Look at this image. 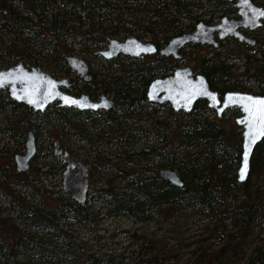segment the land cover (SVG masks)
Returning a JSON list of instances; mask_svg holds the SVG:
<instances>
[{
    "label": "trees",
    "instance_id": "16d2710c",
    "mask_svg": "<svg viewBox=\"0 0 264 264\" xmlns=\"http://www.w3.org/2000/svg\"><path fill=\"white\" fill-rule=\"evenodd\" d=\"M15 1L21 3L25 14L17 13L11 7L5 11L0 10V36L8 40L3 45L7 48L8 55V61L5 63L11 64L16 59L22 60L27 56L26 49L18 45L21 37L22 41L26 39L32 43L34 39H38L43 49L51 46L53 53L51 60L55 65L52 75L61 70L67 71L64 55L70 50L60 45L56 35L58 31H60V38L74 36L83 38L90 44L105 43L107 38L112 37L119 29H127L122 26H111L112 28L107 31L100 29L95 32L98 29L95 21L104 20L105 12L117 15V12L122 10L128 12L148 9L149 18L136 21L133 18L131 21L133 25L138 27L141 21H146V24L140 27L147 28L146 30H149L147 32L151 34L154 27L157 28L159 24H162L159 26L160 30H173L174 35L191 30L193 25L201 19L197 17L201 12L210 16L212 10L209 7L214 1L217 4L223 2L221 0H134L133 2L60 0V5L46 13L43 1L39 3L40 1L35 0L36 4L28 0ZM253 1L264 6V0ZM64 5L68 7L64 8ZM196 10L202 11L197 13ZM230 10L227 7L223 8L222 13H230ZM180 18L186 20L182 28L178 26ZM82 24L85 27L78 31L76 28L81 27ZM259 27L264 29V18ZM163 32L161 39L165 42L170 36H166V32ZM185 47L192 53L190 57L192 71L202 73L209 87L218 93L232 89L245 90L240 84V77L262 80L259 87L264 86V79L259 77L260 74H264V69L262 70L264 50L259 49L261 51L258 58L249 53L242 54V51L248 49L258 52V47L255 48L254 44L234 40V45L231 47L220 44L206 51H197L199 48L195 43L186 44ZM181 53L182 59L188 58L187 51L182 50ZM146 57V60L145 58L134 60L135 64L132 66L121 69L117 73L107 74V78L102 77L99 80L102 90L111 93L115 100H119L116 104L119 108H123L121 115L113 109L93 113L89 110H74L54 104H49L46 108H50L51 114L54 113L53 116L68 129L72 126L68 116L87 119L90 122L97 119L101 123L111 124L108 130L111 131V128H114L116 137L109 135L108 144L115 143L119 140V135L121 136L123 145H120L117 150L114 149V154L107 157L97 156L98 161L105 167H111L108 160L112 157L125 164L124 168L117 171L123 176L121 185H111L109 181L106 182V186L110 188L107 193L111 197L106 210L108 213L132 214L136 220H140L144 219V211L152 209L163 216L167 213H175L177 209L184 206L203 208L213 217L212 229L208 236L217 235L221 238V242L215 251L207 253L206 258L197 256L195 264H224L227 260L241 258L247 252L249 253L245 257L246 264H264V231L257 237L256 243L252 244V241L247 240L248 232L252 231V222L255 221L251 211L252 204L249 203L250 191L247 187V177L252 171L264 172V136L253 147L246 179L238 182L234 170L238 162L240 127L234 123V120L223 121L214 115L211 118L208 117L207 113H213V110L206 106L203 99L196 100L188 112L173 111L166 102L146 101L144 91L148 81L158 72L161 75L168 74L175 64V60L156 53ZM233 57L240 59L245 65L239 73H233L228 63H225V60ZM255 62L259 63V66L254 65ZM62 65L64 69L61 68ZM250 69L251 73H247ZM263 92L264 89L259 88L255 93ZM5 105L9 106L13 118L7 121L3 131L10 132L11 136H18L26 129L35 127L39 124V117L43 120L47 118L44 110L33 112L25 104L8 98L6 93L0 95V108ZM133 106H138V110L129 111ZM159 109L164 110V115L158 113ZM127 113H136L137 117L139 115L141 117L134 122ZM119 119L125 124L119 126L117 123H121ZM144 125L148 128L145 129ZM71 129L73 135H84L75 123ZM132 134H134L133 137ZM50 145L51 143L48 147ZM160 168L175 170L181 185L172 184L160 177L158 174ZM30 170L31 172L27 171L29 175L27 182L36 180L40 174H44L37 168L31 167ZM11 174H13L12 178L0 176V192L9 202L10 210L16 209L18 216L24 222H28L29 229L46 230L50 232L52 239H57L65 246L60 252L62 256H56L54 260L65 261L64 264H116L119 262V257L113 254L98 258L93 253L80 249L71 233L58 224V219L73 215L83 222L81 216V218L77 217L79 212H82V204L68 199L57 207L44 205L40 208L32 207L31 203L27 204V201H24L23 195H20L18 190V187L28 185L25 177L21 179L17 178L19 174L13 172ZM161 203L166 205L162 207ZM2 211L3 208L0 206V214ZM14 228L7 216H0V260L3 264H25L24 261L15 259V250L20 246L29 248L23 243L21 234L20 236L14 234ZM34 235L35 233L29 234L28 239L32 240ZM140 264L159 263L157 257H151V259H141Z\"/></svg>",
    "mask_w": 264,
    "mask_h": 264
},
{
    "label": "rangeland",
    "instance_id": "374dc122",
    "mask_svg": "<svg viewBox=\"0 0 264 264\" xmlns=\"http://www.w3.org/2000/svg\"><path fill=\"white\" fill-rule=\"evenodd\" d=\"M28 1L36 4V2H34L35 0ZM37 1H40L39 3L43 1V7L46 9V13L49 10L55 9L61 3L60 0ZM126 1L133 2L134 0ZM5 5L6 9L11 7L17 11V13L25 14L21 7V3L15 0H6ZM63 7L66 8L68 5H64ZM104 10L102 11L104 12ZM124 11L125 10L117 12V15L112 12H105L104 20L95 21V26L98 27L95 32L100 29L107 31L112 28L111 26H122L127 28V31L119 29L112 37L122 39L125 36L133 35L141 40L156 41L158 46L164 43L161 39V35L164 33L163 31L166 32V36L173 35V30H160L159 26H162V24H159L157 28L154 27L151 34L147 32L149 31L146 30L147 28L140 27L145 25L146 21H141L138 27L133 25L131 22L133 18L134 21L137 19L144 20L149 18L148 9H146V11H143V9L139 11ZM200 11L202 10H196L197 13ZM219 14L220 12L213 11L212 14L208 16V14L201 12L197 17L201 19L207 18L210 22H215L218 20ZM184 24H186V20L180 18L178 26L180 25L182 28ZM84 27L85 25L82 24L81 27L76 29L80 31ZM247 34L254 38L253 44L255 48L258 47V52L248 49L247 51H242V54L249 53L257 58L260 57V51L264 50V29L257 27ZM56 35H58L57 38L60 45L69 48V53L82 57L87 62L90 71L94 73V82L92 84L96 87L92 86L90 88L91 85H84L80 80L75 82L76 87L83 89V91L90 89L87 92L93 94L92 96L94 97H96L101 90L99 80L102 77L105 79L107 78V74L117 73L121 69L135 64L133 63V59H127L124 56L115 58L116 62H112L111 64L105 62L99 55H96V58L92 60V57L87 53H91L93 49L103 47L104 43L90 44L89 41L87 43V40L74 36L60 38V31H58ZM22 36H24V34ZM91 38L92 37H90V39ZM38 41V39H34V43H32L30 40L25 39V41H22V37L20 38L18 42L19 47H24V50L26 49L27 51V56L22 58V61L27 67L38 66L40 69L51 74L55 66L51 60L53 57L51 56L53 54L50 49L51 46H47L43 49L42 43H38ZM7 42V38L0 36V69L17 61L16 59L11 64L5 63L8 61V55L7 48L3 45ZM223 44H227L228 47H231L234 45V41L228 39L224 41ZM55 47L57 48V46ZM198 48L197 51H206L209 50L210 47L204 45ZM189 50V48H183V51H187L188 58L177 61L173 67L176 65L191 64L190 57L192 53L191 51L189 52ZM225 63H228L229 69L233 73H239L245 67L244 63L235 57L225 60ZM254 65L259 66V63L255 62ZM62 67L64 69L63 65L61 68ZM263 69L264 66L262 67V70ZM68 71L70 70L67 69V71L61 70L55 72L54 76L68 75ZM251 71L250 69L247 73H251ZM155 76L163 75L158 72ZM262 76H264V74L259 75L261 79H264ZM260 82H262V80L256 81L252 78L244 79L240 77V84L245 88V90L242 91L255 93L259 88L264 89V86L259 87V84H262ZM4 90L5 89L0 90V95L6 93ZM68 92L76 94L73 93L75 92L73 89ZM107 96L113 97L109 92H107ZM116 102H119V100H115L112 109L114 112L121 115L123 108H119ZM43 110L47 117L46 120L39 117V124L30 128L34 134L35 154L29 166L37 168L38 171L44 174H40L36 180H30L28 185L21 188V193L19 194L23 195L24 201H27V204L31 203L32 207L36 206L40 208L42 205L57 207L68 199L74 202L70 198L69 192L63 191L61 188V171L63 169V163L52 156V146L50 145L48 147V144L52 142L53 138L58 139L60 145L64 149H67L71 156L83 161L87 166L88 172L90 171L87 197L81 205L82 212L80 211L77 216H81L82 218H80L83 219V222H80L74 215L72 217H64L57 220L62 228L71 233L73 240L79 245L80 249L91 252L98 258H105L107 254H113L119 257V262L116 264H140L141 259H151V257H157L159 264H195V261L198 259L197 256H201L204 259L208 256L207 253L215 251L220 245L221 238L217 235L208 236L212 229L213 217L211 213L203 208H190V206H184L183 208L180 207V209H177L175 213H167L163 216L155 209H152L150 211H144V219L140 220H136L132 214L108 213L106 210L111 202L109 201L111 197L107 193L110 188L106 186V182L109 181L111 185H121L123 176L117 171L124 168L125 164L115 157H112L108 160L111 163V167H105L98 161L97 156L101 155L107 157L114 154V149L117 150L120 145H123L121 136L119 135V140L115 141V143L108 144L104 140H100V132L102 128L104 129L106 127L109 129V125L111 124L106 123L104 125V123H101L97 119L90 122L87 119L68 116L71 125L73 126V123L77 124L78 128L84 132V135H73L72 126L68 129L57 117L53 116L54 113L51 114L50 108ZM133 110H138V106H133L129 109V111ZM158 113L164 115V110L159 109ZM207 114L210 118L214 115V113ZM238 114V109L235 107H228L221 112L219 119L223 121H232ZM127 115H130L131 121L134 122L141 117V115L137 117L138 114L136 113H127ZM12 118L13 116L11 115L9 106L5 105L0 108V176L5 175L6 178L13 177L10 171L14 170V166L12 159L10 161V157H12L13 153H18L23 149V142H21V139L24 137V133L18 136H11L9 135L10 132L6 133L3 131V127L7 125V121ZM120 122L121 123H117L119 126H122L124 121L121 120ZM144 126L145 129L148 128L147 125ZM133 136L134 134H132V137ZM113 137L115 138L116 136L114 135ZM87 139H91L92 141L95 140V144L89 143ZM2 164L6 165V168ZM236 166L237 163L235 164V168ZM17 178H20V176H17ZM247 180V187L250 191L249 203L252 204L251 211L255 219V221L252 222V231L247 234V240L252 241L253 244L256 243L260 233L262 234L264 231V172L252 171L248 174ZM0 205L6 207V209L1 212L0 216L4 215L8 217V221L15 227L14 234L19 236L21 234L23 243L29 248L25 249L22 246L17 247L15 250V259L24 261L25 264L65 263V261L54 260L56 256H62L60 252L65 246L57 239H52L50 232L46 230L36 231L29 229L28 222H24L21 217L9 211V202L1 198V196ZM165 205V203H161L162 207ZM33 233H35V235L31 238L32 240H29L28 235ZM38 241L40 243H38ZM248 253L249 252L244 254L241 258L227 260L224 264H246L245 257ZM0 264H3L1 260Z\"/></svg>",
    "mask_w": 264,
    "mask_h": 264
},
{
    "label": "water",
    "instance_id": "95a60500",
    "mask_svg": "<svg viewBox=\"0 0 264 264\" xmlns=\"http://www.w3.org/2000/svg\"><path fill=\"white\" fill-rule=\"evenodd\" d=\"M5 0H0V9L4 11ZM235 16L221 15L215 22L199 19L191 30L170 36L158 47L151 40H141L129 35L122 39L109 37L103 47L94 52L107 59L117 54L132 57L157 52L162 55L179 57L180 51L187 43L216 45L217 39L228 35L237 41L254 43L248 35L259 27L264 18V6L252 0H233ZM66 66L82 80H88L91 72L86 61L75 54L64 55ZM71 83L68 75L54 76L38 66H25L22 60L0 69V89H5L7 96L28 106L32 111L43 110L47 105L71 107L76 110H95L112 105V98L100 92L97 99H91L81 92L72 94L64 88ZM145 98L148 102H166L173 111L188 112L194 102L203 99L215 115L228 108L235 107L239 114L233 120L240 127V144L235 178L238 182L246 179L249 170V158L253 147L264 136V92L252 93L242 90H226L218 93L209 87L202 73H194L191 66L177 65L163 76H154L145 86ZM52 153L63 163L61 171V188L68 191L70 198L77 204L85 201L87 193V169L83 161L71 156L66 149L58 145L57 139L52 143ZM35 152L31 130H27L22 153L12 156L15 170H25L28 161ZM244 178L241 170L245 168ZM160 177L175 185H181L179 176L173 169L160 168Z\"/></svg>",
    "mask_w": 264,
    "mask_h": 264
},
{
    "label": "flooded vegetation",
    "instance_id": "af4514ba",
    "mask_svg": "<svg viewBox=\"0 0 264 264\" xmlns=\"http://www.w3.org/2000/svg\"><path fill=\"white\" fill-rule=\"evenodd\" d=\"M221 1H223V2H219L218 4L214 1V3H213V5H210V7H209V9H211L212 10V12L213 11H218V12H220V15L218 16V19H219V17L221 16V15H226V16H228V17H233V16H235V7L233 6V0H221ZM253 1V0H252ZM253 2H255V1H253ZM255 3H257V2H255ZM257 4H259V3H257ZM229 8V9H231L230 10V13H222V10H223V8ZM1 10V9H0ZM6 10V5L4 4V11ZM2 11V10H1ZM207 21H209V20H207ZM194 26V25H193ZM168 39V38H167ZM228 39H232L233 41L234 40H236L235 38H233V37H231V36H228V35H226V36H224L223 38H221V39H217L216 41H217V43H216V45H207V44H198V43H195L198 47H202V46H204V45H206V46H208V47H216V46H218V45H220V44H223L224 43V41H227ZM237 41V40H236ZM153 42V41H152ZM166 42V41H165ZM164 42V43H165ZM240 42V41H239ZM154 43V42H153ZM163 43V44H164ZM243 43H245V42H243ZM105 44V43H104ZM155 44V43H154ZM162 44V45H163ZM187 44H189V43H187ZM156 45V44H155ZM161 45V46H162ZM156 46H158V45H156ZM158 47H160V46H158ZM183 48H185V46L183 47ZM183 48L181 49V50H179L180 51V56L179 57H172V55H162V54H158L156 51L155 52H153V53H150V54H143V55H141V56H137V57H132V56H128V55H122V54H117L116 56H113V57H110V58H107V59H105V58H103V57H101L99 54H97V53H95L94 51L96 50V49H93L92 50V52L91 53H87L90 57H92V60L94 59V58H96V55H99L102 59H104L105 60V62H107V63H109V64H111L112 62H116V59L115 58H117V57H122V56H124L125 58L127 57V58H130V59H133V61L134 60H137V59H141L142 60V58H146L147 59V57L146 56H148V55H152V54H154V53H156V54H158V55H161V56H164V57H168V58H171V59H173V60H175V63L177 62V61H179V60H181L182 58V53H181V51L183 50ZM87 63V62H86ZM106 64V63H105ZM88 65V64H87ZM65 66H66V63H65ZM177 66V65H176ZM190 66V65H189ZM67 67V66H66ZM89 67V66H88ZM175 67V66H174ZM174 67H172V69L174 68ZM67 69H69L68 67H67ZM90 70V69H89ZM191 70H192V68H191ZM91 72V71H90ZM171 72V71H170ZM169 72V73H170ZM193 72V71H192ZM168 73V74H169ZM198 73V72H197ZM93 75H94V73H92L91 72V77H90V79H88V80H82V78H80V77H78V76H76L74 73H72V71L70 72V71H68V76H70L71 77V83L70 84H68L67 86H65V90H67V89H69V90H74L75 92H76V94H79V93H81V92H84V93H86L88 96H89V98H91V99H97L98 98V94L100 93V92H103V93H105L106 95H107V92H105V91H103L102 90V87H101V90L99 91V93L97 94V96L96 97H94V96H92L93 94H91L90 92H87V91H89L87 88V90L86 91H83V89H81V88H77L76 87V84H75V82H77L78 80H80V81H82V83L84 84V85H91L90 86V88L93 86V87H96V86H94L92 83L94 82V79H93ZM165 75H167V74H165ZM0 90H3V89H0ZM68 90V91H69ZM6 91V90H5ZM96 95V94H95ZM9 98V97H8ZM112 98V105L111 106H105V107H103V108H98V109H95V110H89V111H91V112H93V113H102V112H104L105 110H109V109H112V106L115 104V99L113 98V97H111ZM146 99V98H145ZM150 103H153V102H150ZM169 106V105H168ZM68 108V107H67ZM69 108H71V107H69ZM73 109V108H72ZM31 110V109H30ZM74 110H76V109H74ZM32 111V110H31ZM178 111H180V110H178ZM33 112H35V111H33ZM180 112H182V111H180ZM213 113H214V111H213ZM220 115H221V113H220ZM220 115H215V113H214V116H216V117H220ZM104 123H106V122H104ZM105 125V124H104ZM238 126V125H237ZM114 128H111V131L110 130H108L106 127L103 129H101V132H100V140H104L106 143H108V140H109V135H110V137H113L114 135H115V131L113 130ZM27 130H31V129H26L24 132H22V133H24V137L21 139V142H23V149L22 150H20L18 153H22L23 152V150H24V141H25V139H26V132H27ZM21 133V134H22ZM20 134V135H21ZM32 134H33V132H32ZM93 136V135H92ZM33 140H34V134H33ZM53 141L54 140H52V142H51V146H52V149H53V145H52V143H53ZM87 141L89 142V143H91V144H95V140L94 141H92L91 139H87ZM35 144V143H34ZM58 145L62 148V149H64L61 145H60V142L58 141ZM67 150V149H66ZM69 152V151H68ZM14 154V153H13ZM13 154H12V156H13ZM34 154H35V152H34ZM34 154H33V156H34ZM53 154V153H52ZM70 154V153H69ZM71 155V154H70ZM33 156L30 158V160L28 161V167H27V169H25V170H19V171H17V170H15V165H14V163H13V159H12V157H10V161H11V159H12V163H13V166H14V170H12V171H10V172H13V173H16V174H19V176H20V178L22 179H24V177H25V179H26V184H29V182L30 181H28L27 182V177L29 176L28 174H27V171L29 170L30 172H31V170H30V162H31V160H32V158H33ZM55 159H58V157L56 156V155H52ZM60 161V160H59ZM61 162V161H60ZM2 165H4V164H2ZM86 165V164H85ZM4 167L6 168V165H4ZM4 169V168H3ZM86 169H87V166H86ZM2 171H4V170H2ZM24 174H26V175H24ZM89 175H90V171L88 172V169H87V175H86V177H87V182L89 183V181H88V179H89ZM24 176V177H23ZM30 178H31V175H30ZM20 179V180H21ZM21 188H23V187H18V190H19V193H21L20 191H21ZM87 189H88V186H87ZM21 195V194H20ZM0 196H1V198H3V195H2V193L0 192ZM86 197H87V193H86ZM85 200H86V198H85ZM2 208H3V210H5L6 209V207H4V206H2V205H0ZM9 211H11L10 210V208H9ZM12 212H14L17 216H18V212H17V210L15 209V210H13L12 209Z\"/></svg>",
    "mask_w": 264,
    "mask_h": 264
},
{
    "label": "snow or ice",
    "instance_id": "6c2138e0",
    "mask_svg": "<svg viewBox=\"0 0 264 264\" xmlns=\"http://www.w3.org/2000/svg\"><path fill=\"white\" fill-rule=\"evenodd\" d=\"M261 103H264V102H261ZM245 172H246V163H245V168L241 170V179L244 178Z\"/></svg>",
    "mask_w": 264,
    "mask_h": 264
}]
</instances>
